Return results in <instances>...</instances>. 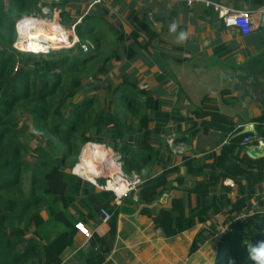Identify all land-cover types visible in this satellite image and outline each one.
Segmentation results:
<instances>
[{"label": "trees", "instance_id": "obj_1", "mask_svg": "<svg viewBox=\"0 0 264 264\" xmlns=\"http://www.w3.org/2000/svg\"><path fill=\"white\" fill-rule=\"evenodd\" d=\"M72 1L0 0V39L3 44L0 47V264H62L61 254L73 244L76 231L64 211L76 201L88 207L92 216L101 208H107L112 214L108 221L109 235L115 237L120 207L114 203L113 192L94 191L91 183L79 181L65 167L73 168L79 161L83 144L87 141L96 143L97 140L90 141L94 129L98 134L109 130L107 144L121 157L125 172L143 173L157 164L166 166L152 178L143 173L146 179L138 189V196L146 204H152L173 188L170 177L180 172V167L168 166L172 158L170 150L166 155L153 145L172 120L187 122L184 136L189 139L196 136L205 124L231 134L218 154H209L199 160L184 158L186 174L196 175L208 170L207 176L191 187H185V178H177L179 186L186 188L187 199L174 197L170 207L160 208L152 217L155 226L165 237L171 238L207 224L194 238L190 254L198 251L210 237L221 233L214 264H229L230 261L254 264L249 258L248 245L264 239V199H257V208L252 198L257 184L264 182V156L251 158L241 155V151L249 144L245 143V138L250 135L252 144L259 138L264 141V110L255 119L257 133L254 136L252 132H243L231 117L221 113L209 95H205L200 107L187 117L177 109L173 112L163 110L160 99L149 90L140 88L138 80L128 76L111 89L115 109L102 105L99 96L72 103L71 100L90 79L107 75L111 64L121 60L123 47L130 61L137 57L136 47L148 48L160 38V34L150 30L142 21L133 20V31L125 45L122 31L104 27L105 16L99 25L88 13L75 26L81 42L89 44L88 53L79 47L52 50L47 55L22 53L12 48L17 38L15 23L20 18L27 15L47 17L48 14L42 12L41 3L43 7L58 10L65 24L70 20L65 6ZM253 1L264 4V0ZM72 23L76 21L69 24ZM59 28L62 43H70L72 35L69 33L67 39L65 27L59 25ZM180 32H185V27H178L175 33L166 32L162 35V42L165 37L178 36ZM109 43L114 44V49L106 52L103 48ZM166 47L182 49L183 40L174 37L172 44ZM229 94L224 91V98ZM227 101L231 102L233 98ZM24 114L33 117L35 137L58 138V153L55 155L36 149L37 165L26 158L28 147L18 131L19 116ZM181 140L188 139L183 137ZM206 159L213 161L206 163ZM29 170L32 174L26 191L25 175ZM227 180L242 187L241 195L235 200L229 196L231 187L225 185ZM192 195L196 197L195 205L191 202ZM131 196L125 200L132 202ZM43 211L51 220L67 226L48 242L41 234L50 221L44 218ZM142 212L150 216L147 208ZM224 212L227 216L223 222L213 221V217ZM109 253L107 238L95 234L89 246L81 251V256L88 264H103Z\"/></svg>", "mask_w": 264, "mask_h": 264}, {"label": "crops", "instance_id": "obj_2", "mask_svg": "<svg viewBox=\"0 0 264 264\" xmlns=\"http://www.w3.org/2000/svg\"><path fill=\"white\" fill-rule=\"evenodd\" d=\"M214 1L239 10L258 9L264 5L256 4L253 0ZM65 9L72 19L68 23L77 22L78 19L73 18L75 15H80L81 19L89 13L94 16L93 22L99 24L105 16L104 27L122 31L125 45L129 43L127 39L133 31L132 21H142L150 30L160 34V38L155 39L148 48L136 47L137 57L130 60L132 62L128 61L123 47L120 60L125 65L130 62L128 66H132L138 78L146 73L147 77L154 76L158 79L152 82L150 88L138 81L139 87L149 90L154 97L160 99L163 110L173 112L177 109L187 117L192 116V112L200 107L203 97L209 95L213 97L220 112L231 117L237 127H242L243 132L256 135L255 119L264 110V17L258 16L261 23L259 29L243 35L238 29H227L221 15L212 8L201 3L189 5L185 0H73ZM172 24H176L177 28L185 27L184 33L187 35L182 49L166 47L172 44L174 37H178L175 34L171 38L165 37L162 42V35L169 31ZM224 91L230 93L226 98L223 96ZM230 98L233 101H227ZM187 109L191 111L189 115L185 114ZM186 123L172 120L153 144L163 154L167 155L168 149L170 150L172 158L169 167H180V172L170 177L173 188L152 204L141 201L138 191L132 193V202L125 200V197V201L118 205L120 210L115 237L109 235V222H104L98 212L92 216L88 207L80 201L64 211L67 219L74 225L84 223L91 232V237L87 238L76 229L73 244L61 254L62 264H88L86 258L81 256V251L89 246L95 234L107 238L110 245V253L103 264H173L178 260L182 238H188L190 254L194 238L207 224H200L192 231L167 238L155 226L152 217L160 208L170 207L172 198L187 199L186 188L179 186L177 178H185V187H191L196 181L206 178L208 170L196 175L186 174L183 168L184 158L194 157L199 160L209 154H218L231 133L205 124L196 136L189 139L184 136ZM183 137L188 140L182 142ZM241 155L251 158L264 156V141L259 138L255 144H246ZM212 161L213 159H206V163ZM160 165L162 168L154 174L148 175L146 171L143 173L148 178L155 177L166 168L164 164ZM225 185H230L229 196L232 199L241 195L242 187L234 181L227 180ZM258 198L264 199V182L257 184L253 193L252 203L257 208ZM191 202L195 205V195L191 196ZM144 208L148 209L150 216L142 212ZM43 216L49 219L46 215ZM226 216L227 213L224 212L213 217V221L223 222ZM49 220V225L41 233L45 242L53 240L67 227L62 222ZM54 227L57 229L52 231ZM220 238L221 233H217L201 248L210 240L216 239L219 242Z\"/></svg>", "mask_w": 264, "mask_h": 264}, {"label": "rangeland", "instance_id": "obj_3", "mask_svg": "<svg viewBox=\"0 0 264 264\" xmlns=\"http://www.w3.org/2000/svg\"><path fill=\"white\" fill-rule=\"evenodd\" d=\"M39 5L41 6L42 12L45 14H48L47 15L48 18L51 16V18L54 21L47 20L44 18L40 19L39 17L33 16V15L32 16L36 17L38 21L44 22L46 24V26H48L49 22L51 21L52 26L54 28H53V30L47 31V32L53 34L54 37L53 36L52 37L54 39L59 38L60 28L59 27L57 28L55 26V21L57 22V18H59L61 16V14L58 13V10H56V9L53 10L49 6L43 7L41 5V3ZM74 14H76V13H74ZM32 16L27 15V17H25V19L29 18V17L32 18ZM79 17H80V15L73 16V18H75V20L79 19ZM70 20H72V19H70ZM65 24L66 25H63V23H62V25L65 27V29H63V30L67 36V39L69 37V33H70V35L72 34V36L76 35L75 29H72V26H69V23H65ZM15 28H16V23H15ZM16 34H17V31H16ZM32 34H35V32L32 31ZM51 42H53V40H51ZM67 45H68L67 42L66 43L58 42V46H61V47H56V48H54V50L69 49L71 46H67ZM0 47H3L1 39H0ZM74 47L79 49L78 45H75ZM12 48H13V45H12ZM103 49H104V51L106 50V52H110L112 49H114V44H111V43L106 44ZM22 53H33V52L24 51ZM41 55H43V54H41ZM110 69L111 70L109 71V73L107 75L100 77L99 79H90V81L87 80L89 82L84 85V88L71 100V102L76 103V102L82 101L86 97L99 96L100 99L102 100V102H101L102 105H105V106L110 105V106H112V109H115L114 108L115 104L113 103V100H114L113 97H115V96L112 97L111 89L113 87L119 85L124 79H126L125 76H128L130 79L138 80V81H140V83H142L143 85H146L149 88L152 87L153 81L158 80V79H156V77L154 78V76L147 77L146 73H144L142 76H140L138 78V76H137L138 74H137V72L133 71L132 66L129 68V66L125 65V62H123V61L113 62V64H111V66H110ZM126 70H128L130 72L132 71V72L131 73L126 72ZM166 101H169V100H166ZM190 112L191 111L189 109H187L185 114L189 115ZM18 131H19L21 140L24 141L28 147V155L26 156V158L28 160H30L33 165H37L39 163V161L37 159L38 151L36 149H38V150L44 149L47 152H49L51 155H55V152H57V150H58V148H57L58 138H56L54 136H51V137L47 136L45 138L42 136L35 137V135H34L35 126H34V121H33L32 115L24 114V115L19 116ZM93 140H97L96 143L88 145L89 143H87V142H89V141H87L85 144L82 145V148L85 146H86V148H88L90 146H96L97 143H100V144L105 145V146L108 145L107 141L110 140L109 130H103V132L101 134H98L96 132V130L94 129L91 132V140L90 141L92 142ZM108 148L112 149V146L108 145ZM82 157H83V155L81 156V158ZM80 160L81 159H79V161L75 165L82 163V161H80ZM75 165L73 166V168L69 167L67 165L65 167L66 171L67 172L73 171ZM103 165H106L108 167V165L106 163H103ZM161 168H162V166L160 164H157V165L153 166L152 168H149L148 170H146V172L148 175L154 174L155 171L160 170ZM101 169H102L101 164H98L96 167V170L100 171ZM31 174H32V170H29L25 175L26 191L30 186ZM91 174H92V170H90V174L85 172V176L83 175V176H76V177L79 181L89 183L87 181L88 180L87 177L88 176L92 177ZM100 181L104 182L105 179H100ZM87 185H89V184H87ZM96 190H98V189H96V187H95L94 191H96ZM78 196H79V194H78ZM43 214L49 218L48 213L46 211H43ZM49 223L47 225H49ZM52 229H53L52 231H55V229H57V228L54 227ZM49 232H50V230H49ZM180 244H181V247H180V250L178 252V260H177V262H174L173 264H214L213 263L214 257L217 255V252H218L217 249H218V245H219V242H217L216 239L210 240L209 243L205 247L200 248L198 251H196L195 253H192V254L188 253V249H189L188 238H182L180 240Z\"/></svg>", "mask_w": 264, "mask_h": 264}, {"label": "built area", "instance_id": "obj_4", "mask_svg": "<svg viewBox=\"0 0 264 264\" xmlns=\"http://www.w3.org/2000/svg\"><path fill=\"white\" fill-rule=\"evenodd\" d=\"M185 1L189 5H193L194 3H201L205 7L212 8L216 13L221 15L222 22L227 29L229 30L238 29L243 35H249L251 34L252 31L259 29L261 23L260 21H258V16L264 17V5L260 6V8L258 9L239 10L225 6L224 4L214 0H185ZM24 17L20 18L16 22V31L18 26L22 24ZM37 17L54 21L52 18L41 17V16H37ZM80 20L81 19H78L77 22L72 25V29H75L76 24L80 22ZM57 22H59V24L62 25L61 17L57 18ZM30 31L36 32V29L29 28L28 32ZM19 37L20 36L17 31V38L13 44V48L19 52L26 51V52H33L34 54L47 55L52 50H54V48L61 47L58 45H54V47L52 45L50 46L46 45L45 49L41 52L26 50L25 43H21ZM75 45H78V47L85 53H88L90 51L89 44L81 42L80 38L77 35H73L71 37V43H69L67 46L74 47ZM252 138H253L252 135L245 138V143H250L252 141ZM170 142L172 143L173 139H171ZM102 146L107 150L109 154L110 162L113 163L114 165L112 166V168L107 167L105 170L102 168L100 171H97L95 175L91 174L92 177L88 176L87 181L100 191L113 192L114 203L116 205H119L120 203H122L125 197L138 191L139 187L144 183L146 177L144 176L143 173H138L137 171H132L129 173L125 172L123 169V161L121 160V157L117 153H115L113 149L108 148L105 145ZM85 148L86 146L83 147L82 153L79 158L81 159L80 161H82V163L86 159V156H84ZM82 155L83 157L81 158ZM93 163H95L96 165L95 167H97V165L100 164L95 161H93ZM80 164L75 165L73 171H71L73 175L85 176L86 171H84L79 167ZM100 179H105V181L101 182ZM229 184L231 186H234L232 182H230ZM99 215L102 217V220L104 222H108L112 216L111 212L104 207L99 210ZM75 227L87 238L91 237V232L84 223L82 222L76 223Z\"/></svg>", "mask_w": 264, "mask_h": 264}, {"label": "bare ground", "instance_id": "obj_5", "mask_svg": "<svg viewBox=\"0 0 264 264\" xmlns=\"http://www.w3.org/2000/svg\"><path fill=\"white\" fill-rule=\"evenodd\" d=\"M33 16L32 18L29 17L24 19L25 21L23 20L22 24H20L17 28L18 34L20 36L19 37L20 42L25 43L26 50L41 52L45 49L46 45L54 46V45H58V42L62 43V37H63L62 34H59V38L54 39L53 34L47 32V31H51L53 28L51 21L49 22V25L46 26L44 22L37 20L36 18L37 16L36 17ZM59 25H60L59 22L55 21V26L57 28L59 27ZM27 28L28 29L35 28L36 29L35 34H32V31L28 32ZM51 40H53V42H51ZM84 156H86V159L82 164L79 165V167L89 174H90V170H92V175H95L97 173L95 167L96 165L95 163H93V161L100 163L101 167L104 170L107 168V166L103 165V163H106L108 165V168H112V166L114 165L113 163L110 162L109 154L107 150L101 144L99 145L97 144L96 146H90L88 148H85Z\"/></svg>", "mask_w": 264, "mask_h": 264}, {"label": "clouds", "instance_id": "obj_6", "mask_svg": "<svg viewBox=\"0 0 264 264\" xmlns=\"http://www.w3.org/2000/svg\"><path fill=\"white\" fill-rule=\"evenodd\" d=\"M169 31L175 33L177 31V25L172 24ZM186 35V33L180 32L177 38L182 41L186 39ZM248 254L254 264H264V239L256 241L255 244L248 245ZM229 264H234V262L230 261Z\"/></svg>", "mask_w": 264, "mask_h": 264}]
</instances>
